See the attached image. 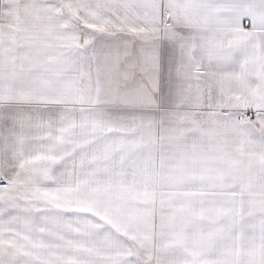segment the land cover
<instances>
[{
	"label": "snow or ice",
	"instance_id": "6c2138e0",
	"mask_svg": "<svg viewBox=\"0 0 264 264\" xmlns=\"http://www.w3.org/2000/svg\"><path fill=\"white\" fill-rule=\"evenodd\" d=\"M0 264H264V0H0Z\"/></svg>",
	"mask_w": 264,
	"mask_h": 264
}]
</instances>
